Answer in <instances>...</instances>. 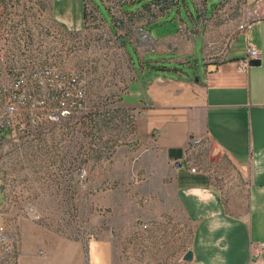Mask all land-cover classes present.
<instances>
[{
    "label": "rangeland",
    "instance_id": "1",
    "mask_svg": "<svg viewBox=\"0 0 264 264\" xmlns=\"http://www.w3.org/2000/svg\"><path fill=\"white\" fill-rule=\"evenodd\" d=\"M82 1L94 5L113 26L103 0ZM223 1L209 0V12ZM141 5L126 8L130 11ZM187 5L195 11L192 0ZM183 9L182 18L190 21ZM20 29L29 32L32 43L45 44L53 61L85 75L87 108L61 124H46L30 136L0 137L4 225L17 221L20 234L21 224L29 222L85 245L90 240L109 241L114 264L180 263L190 249L193 226L165 189L166 197L158 200L160 185L148 166L161 163V158L151 155V144L137 136L140 108L132 104L138 98L128 95L142 92L145 85L144 80H136L140 64L135 49L144 56L156 51L157 43L150 42V47L144 42L143 47L127 41L122 45L107 27L96 22L90 25V17L83 33L68 35L53 24L47 4L0 0V45L6 34L16 32L10 36L15 37ZM83 29L81 25L67 32ZM210 44L207 55L212 52ZM202 48L203 40L198 39L195 53L201 66ZM193 157L208 168L216 160L231 168L209 146ZM143 209L149 210L148 221L140 219ZM32 214L41 218L35 220Z\"/></svg>",
    "mask_w": 264,
    "mask_h": 264
},
{
    "label": "crops",
    "instance_id": "2",
    "mask_svg": "<svg viewBox=\"0 0 264 264\" xmlns=\"http://www.w3.org/2000/svg\"><path fill=\"white\" fill-rule=\"evenodd\" d=\"M38 1L47 4L56 27L69 33L68 28L83 25L81 32L69 34L85 31L82 0ZM258 3L259 17L252 18L250 9ZM240 6L246 12L231 25L224 24L214 8L211 13L207 8L203 20L196 7L195 11L185 8L190 23L182 18L183 9L179 15L186 27H200L194 39L185 37L178 14L171 13L147 28L157 50L141 56L135 49L140 64L136 80L145 82L142 92H128L138 98L132 104L140 108L137 136L151 144V155L161 158L148 171L156 174L160 185L159 202L166 197L165 189L193 226L188 250L192 259L186 260L185 255L178 264H264V0H242ZM250 19L253 25L239 32L240 22ZM230 32L237 37L224 51ZM198 39L203 40V66L195 53ZM209 42L223 54L207 55ZM249 45L261 51V65L243 71L239 61L246 57ZM193 140L219 148L231 168L219 160L208 168L193 157L198 172H192L183 162ZM149 217V210L143 209L141 221ZM18 264L114 261L109 241L90 240L85 245L24 222Z\"/></svg>",
    "mask_w": 264,
    "mask_h": 264
},
{
    "label": "built area",
    "instance_id": "3",
    "mask_svg": "<svg viewBox=\"0 0 264 264\" xmlns=\"http://www.w3.org/2000/svg\"><path fill=\"white\" fill-rule=\"evenodd\" d=\"M103 1L112 16L113 26L104 21L94 5L86 2L91 16L90 25L93 22L102 24L120 41L129 40L133 45L141 44L143 47L145 42L151 47L150 42L154 40L146 27L161 22L171 13L178 14L179 28L185 32V37L194 39L200 31L198 26L194 30L188 29L180 18L179 14L183 7L188 8L187 0ZM241 1L224 0L221 4L215 5L217 16L224 24L231 25L235 17H242L245 14L246 9L240 6ZM192 2L198 15L205 17L209 0ZM141 3L142 5L135 10L129 11L126 8ZM260 11L261 5L258 3L250 9L252 18L259 17ZM253 23L251 19L241 21L238 31H247ZM15 33L6 34L3 44L0 45V137L5 138L30 136L46 124H61L87 108L88 82L85 75L73 66L53 61L46 45L32 43L28 31L20 29L17 36L10 37ZM236 37V33L228 34L224 42V51L234 43ZM210 47L212 51L210 57L223 54L216 51L214 43L210 44ZM261 58V51L249 45L246 57L239 61L241 69L248 70L251 61H261ZM208 146L211 147L208 142L196 140L190 142L188 156L183 163L192 172H198L193 156L198 150ZM212 154L222 156L219 148H212ZM32 217L35 220L41 218L40 215L33 214ZM18 226L17 221L8 227L5 226L0 216V264H18L20 253Z\"/></svg>",
    "mask_w": 264,
    "mask_h": 264
},
{
    "label": "trees",
    "instance_id": "4",
    "mask_svg": "<svg viewBox=\"0 0 264 264\" xmlns=\"http://www.w3.org/2000/svg\"><path fill=\"white\" fill-rule=\"evenodd\" d=\"M214 6V7H213ZM212 7L215 9V5H213ZM186 8V7H185ZM89 17H90V22H91V16H90V13L88 12V9H87V7H86V4H85V7H84V18H85V24H86V26H85V29L87 28V25H88V19H89ZM200 17V16H199ZM206 17V16H205ZM204 17V18H205ZM202 18V17H201ZM223 22V21H222ZM150 26V25H149ZM149 26H147L146 27V30H147V28L149 27ZM113 31V30H112ZM127 41H129V40H121V42H122V45L123 44H125ZM130 42V41H129Z\"/></svg>",
    "mask_w": 264,
    "mask_h": 264
},
{
    "label": "water",
    "instance_id": "5",
    "mask_svg": "<svg viewBox=\"0 0 264 264\" xmlns=\"http://www.w3.org/2000/svg\"><path fill=\"white\" fill-rule=\"evenodd\" d=\"M261 65V61L260 60H254V61H251L250 63V66L251 67H257V66H260ZM181 164L178 163L177 166H180ZM186 260H191L192 259V253L191 252H188L186 254Z\"/></svg>",
    "mask_w": 264,
    "mask_h": 264
}]
</instances>
